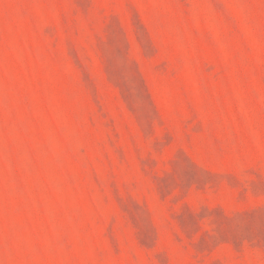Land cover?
<instances>
[{"label":"rangeland","instance_id":"obj_1","mask_svg":"<svg viewBox=\"0 0 264 264\" xmlns=\"http://www.w3.org/2000/svg\"><path fill=\"white\" fill-rule=\"evenodd\" d=\"M0 264H264V0H0Z\"/></svg>","mask_w":264,"mask_h":264}]
</instances>
